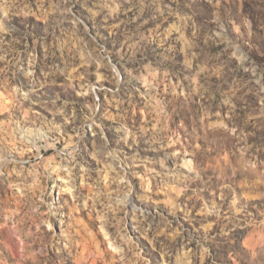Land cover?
<instances>
[{
    "label": "rangeland",
    "instance_id": "1",
    "mask_svg": "<svg viewBox=\"0 0 264 264\" xmlns=\"http://www.w3.org/2000/svg\"><path fill=\"white\" fill-rule=\"evenodd\" d=\"M0 264H264V0H0Z\"/></svg>",
    "mask_w": 264,
    "mask_h": 264
}]
</instances>
